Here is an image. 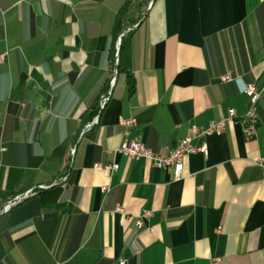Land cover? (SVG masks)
I'll use <instances>...</instances> for the list:
<instances>
[{
  "label": "crops",
  "instance_id": "1",
  "mask_svg": "<svg viewBox=\"0 0 264 264\" xmlns=\"http://www.w3.org/2000/svg\"><path fill=\"white\" fill-rule=\"evenodd\" d=\"M125 2L0 0V211L27 193L0 212V264H264V95L248 139L241 92L264 87V0H148L115 37ZM230 110L180 180L115 151L165 154Z\"/></svg>",
  "mask_w": 264,
  "mask_h": 264
},
{
  "label": "built area",
  "instance_id": "2",
  "mask_svg": "<svg viewBox=\"0 0 264 264\" xmlns=\"http://www.w3.org/2000/svg\"><path fill=\"white\" fill-rule=\"evenodd\" d=\"M119 43V41H118ZM221 81H230L231 78L228 74L222 76ZM241 92L247 97V108L243 115V134L246 138L250 139L256 135L258 118H257V102L262 95H264V87L258 88L252 83L243 84L241 87ZM106 99L101 103L104 105ZM234 111L230 110L227 116L221 117L217 121H212L207 128H200L197 126H192L190 128V133L185 137L181 138L172 148H169L165 154L156 153L152 149L145 146L144 143L137 139L124 138L121 144L116 148V152L120 153L130 159H144L150 162L151 165L157 168H166L172 171L173 179L180 180L183 177V162L184 159L194 153H201L207 156L208 148L207 143L202 141L200 144H195L193 141L199 136H206L210 134L221 133L224 122L230 120L234 117ZM123 126L125 127V135L129 134L130 129L135 125L134 118H128L121 120ZM259 165L264 170V154L258 160ZM118 165L116 163H95L94 168L105 169L114 171ZM110 190L109 186L101 187V192L107 194ZM27 193L23 195L16 196L8 201H6L0 212L6 211L10 206L14 205L16 202L20 201L25 197ZM114 212L126 215L125 210L121 205H116ZM151 215L150 211H143L139 216L134 219V224L137 229H147L152 230L150 226H145V220ZM128 217V216H126ZM120 264L124 261L120 260Z\"/></svg>",
  "mask_w": 264,
  "mask_h": 264
},
{
  "label": "trees",
  "instance_id": "3",
  "mask_svg": "<svg viewBox=\"0 0 264 264\" xmlns=\"http://www.w3.org/2000/svg\"><path fill=\"white\" fill-rule=\"evenodd\" d=\"M147 2L148 0H126L125 4L117 14L115 20V24H114L115 37L118 34H120L123 31V29H125L126 27H132L135 25L137 20L140 19L142 15L140 14L137 17H133L130 15L132 14L131 12L135 9L137 5H138L137 8H140V12H141L142 11L141 6ZM128 82H129V87L132 88V79L129 78Z\"/></svg>",
  "mask_w": 264,
  "mask_h": 264
}]
</instances>
